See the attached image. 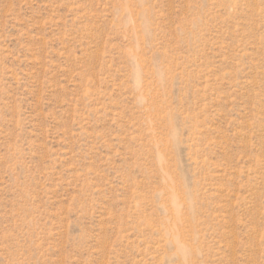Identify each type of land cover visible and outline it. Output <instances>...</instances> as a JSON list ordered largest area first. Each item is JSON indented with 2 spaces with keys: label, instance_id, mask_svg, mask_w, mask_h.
<instances>
[{
  "label": "rangeland",
  "instance_id": "1",
  "mask_svg": "<svg viewBox=\"0 0 264 264\" xmlns=\"http://www.w3.org/2000/svg\"><path fill=\"white\" fill-rule=\"evenodd\" d=\"M0 264H264V0H0Z\"/></svg>",
  "mask_w": 264,
  "mask_h": 264
}]
</instances>
